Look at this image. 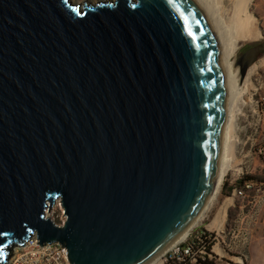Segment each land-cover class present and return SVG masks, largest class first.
Listing matches in <instances>:
<instances>
[{"label":"water","instance_id":"1","mask_svg":"<svg viewBox=\"0 0 264 264\" xmlns=\"http://www.w3.org/2000/svg\"><path fill=\"white\" fill-rule=\"evenodd\" d=\"M225 114L193 0H0V264L32 235L69 264L147 263L204 207Z\"/></svg>","mask_w":264,"mask_h":264},{"label":"rangeland","instance_id":"2","mask_svg":"<svg viewBox=\"0 0 264 264\" xmlns=\"http://www.w3.org/2000/svg\"><path fill=\"white\" fill-rule=\"evenodd\" d=\"M71 1L83 6L112 0ZM225 4L228 5V1L225 0ZM249 12L256 19L259 36L239 41L231 62L235 63L242 47L260 43L262 52L254 55L252 65L257 67L250 71L254 67L250 66L246 79L243 78L247 80L246 90L236 108H231L235 120L223 154H231L229 159H232L220 193L189 232L206 230L214 234L215 264H264V0H252ZM233 109L237 110L234 112ZM260 150H263L262 154H259ZM244 181L253 185L251 190L246 191L245 196L234 195L233 190L241 189ZM226 203L229 207L222 227L219 230L209 228ZM48 211H45L46 217L58 226L63 225L66 216L60 200ZM14 253L15 248L10 255Z\"/></svg>","mask_w":264,"mask_h":264},{"label":"bare ground","instance_id":"3","mask_svg":"<svg viewBox=\"0 0 264 264\" xmlns=\"http://www.w3.org/2000/svg\"><path fill=\"white\" fill-rule=\"evenodd\" d=\"M193 1L200 7L202 13L204 14L206 20L210 25V28L217 41L220 50V56L224 65L226 114L222 132L220 157L210 195L208 196V199L206 200V203L200 213L162 251H160L154 258H152L145 264H161L162 258L165 256V254H167L177 244L183 242L187 238L189 232L198 222L200 216L203 214L206 208L218 197L222 187V183L224 181V177L226 176V173L231 164L230 160L232 159V157H230L231 159H229V156L231 154H229V156L228 154H223V151H225L226 147L225 143L227 144L226 141L229 139V135L233 129L235 120L232 115L233 113H231V108H236L238 100L240 99V97H242L243 92L246 90L247 80L245 81V79L247 77V73L250 68L255 65L254 64L250 68H248L245 74V79L243 80L241 78L239 67L235 66L234 62H231L232 55L235 52L237 43L239 41L259 36V32L256 28V19L249 12V6L251 5L252 0H226L228 1V5L225 4V0ZM261 65L262 63H260V66ZM255 67H257V65L254 66L250 71L254 70ZM231 142L234 143V141ZM227 207L228 204L226 203L221 208V211L210 222L208 226L209 228L219 230L222 227ZM217 252L220 253V250L218 249ZM10 259L11 255L7 259L8 262Z\"/></svg>","mask_w":264,"mask_h":264},{"label":"built area","instance_id":"4","mask_svg":"<svg viewBox=\"0 0 264 264\" xmlns=\"http://www.w3.org/2000/svg\"><path fill=\"white\" fill-rule=\"evenodd\" d=\"M262 153L263 150H260L259 154ZM252 187L251 183L245 181L241 189L233 190V194L245 196V192L251 190ZM206 232L201 230L189 233L183 242L165 254L161 264H169L170 261L174 260L178 263L186 262L188 264L214 261L213 243L216 238L211 235L212 233ZM36 243H38L36 235H32L22 246L14 247L16 248L15 253L9 262L5 260L4 264H69L67 251L60 244L54 243L39 247Z\"/></svg>","mask_w":264,"mask_h":264},{"label":"flooded vegetation","instance_id":"5","mask_svg":"<svg viewBox=\"0 0 264 264\" xmlns=\"http://www.w3.org/2000/svg\"><path fill=\"white\" fill-rule=\"evenodd\" d=\"M252 50H255L254 52L258 55V54H261L262 52V49H261V45L260 43L259 44H253V45H250L248 47H242L241 50L239 51L238 53V56H237V61H240V62H247V59L249 58L246 57L245 58V55L249 52V51H252Z\"/></svg>","mask_w":264,"mask_h":264},{"label":"trees","instance_id":"6","mask_svg":"<svg viewBox=\"0 0 264 264\" xmlns=\"http://www.w3.org/2000/svg\"><path fill=\"white\" fill-rule=\"evenodd\" d=\"M241 182L242 181H240L239 183H241ZM202 231L206 232L205 230H202ZM211 235L214 237V234L213 233ZM209 249H210V246L208 247V251H209ZM169 264H188V263H186V262L178 263L176 260H174V261H170ZM198 264H215V263H214V261H207V262H199Z\"/></svg>","mask_w":264,"mask_h":264},{"label":"crops","instance_id":"7","mask_svg":"<svg viewBox=\"0 0 264 264\" xmlns=\"http://www.w3.org/2000/svg\"><path fill=\"white\" fill-rule=\"evenodd\" d=\"M229 207V206H228ZM215 230V229H214Z\"/></svg>","mask_w":264,"mask_h":264}]
</instances>
